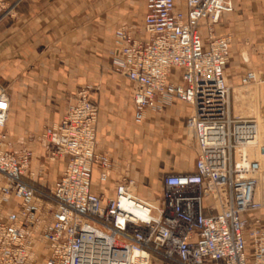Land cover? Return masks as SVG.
I'll return each mask as SVG.
<instances>
[{
    "label": "built area",
    "instance_id": "obj_1",
    "mask_svg": "<svg viewBox=\"0 0 264 264\" xmlns=\"http://www.w3.org/2000/svg\"><path fill=\"white\" fill-rule=\"evenodd\" d=\"M22 2L0 0V25L15 17ZM184 7L175 0H145L144 37L119 27L112 67L131 83L137 124L147 111L175 102L192 108L186 131L195 143V171L165 175L153 201L138 197L131 179L116 186L113 198L93 193L94 167L105 182L112 163L95 151L99 108L81 88L43 135L53 146L50 160L67 159L50 193L25 179L31 153L5 151L0 142V264L35 262L33 232L42 223L37 240L48 247L45 264H264V226L248 217L264 208V117H232L226 80L231 39L214 33L234 3L186 0ZM204 21L207 43L200 33ZM242 84L260 85L258 73L248 72ZM10 101L1 91L0 129ZM12 198L21 207L5 214L2 205Z\"/></svg>",
    "mask_w": 264,
    "mask_h": 264
},
{
    "label": "crops",
    "instance_id": "obj_2",
    "mask_svg": "<svg viewBox=\"0 0 264 264\" xmlns=\"http://www.w3.org/2000/svg\"><path fill=\"white\" fill-rule=\"evenodd\" d=\"M175 1L184 10L186 0ZM233 3L234 11L221 17L214 33L231 39L226 65L231 115L250 119L255 97L243 88L242 78L256 71L264 86V0ZM145 10V0H23L15 17L0 25V92L11 97L0 141L3 147L11 146L5 151L31 153L25 179L33 186L44 188L49 179L50 193L66 169V158L51 162L53 146L43 135L60 121L81 88L89 89L99 108L95 151L108 155L112 163L105 182L99 179L101 168L94 167L93 193L113 198L116 186L131 179L138 197L153 201L163 191L165 175L195 171V146L186 131L192 108L175 102L160 112L147 111L137 124L131 83L112 67L115 31L128 26L143 38ZM200 33L207 43V21L201 23ZM20 207L14 198L2 205L5 214ZM248 217L260 219L264 226L262 211ZM44 225L33 232L32 264H45L48 247L37 240Z\"/></svg>",
    "mask_w": 264,
    "mask_h": 264
},
{
    "label": "rangeland",
    "instance_id": "obj_3",
    "mask_svg": "<svg viewBox=\"0 0 264 264\" xmlns=\"http://www.w3.org/2000/svg\"><path fill=\"white\" fill-rule=\"evenodd\" d=\"M244 89H249L251 91L254 92V101H253V112H252V118L253 117H257L258 115H262L264 117V86L262 85H258V84H253V85H250V86H243ZM78 92V91H77ZM76 92V93H77ZM261 136H262V141L264 142V121L262 122L261 124ZM4 131H5V128L2 129V132L0 134V138L2 139L4 137ZM1 142V141H0ZM194 142V141H193ZM194 146H195V143H194ZM1 148L4 150L5 149H11V146L8 144L5 145L4 144V147L1 143ZM261 161H262V165H263V168H262V179H263V184L260 186L261 187V191L263 192L264 194V157L261 158ZM52 163H55L56 161H51ZM46 186L44 188H39V187H35L38 191L40 192H43V193H46L47 191V187H49L52 182H50V180H46ZM205 204L209 205L211 204V199H208L205 201ZM260 211H262V213H264V208H262ZM257 213V212H256ZM255 214V213H253ZM155 264H158V263H155Z\"/></svg>",
    "mask_w": 264,
    "mask_h": 264
}]
</instances>
